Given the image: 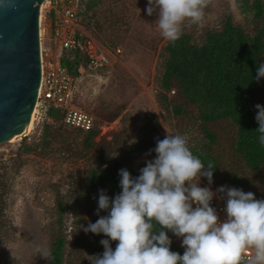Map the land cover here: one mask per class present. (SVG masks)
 Masks as SVG:
<instances>
[{
	"label": "rangeland",
	"instance_id": "obj_1",
	"mask_svg": "<svg viewBox=\"0 0 264 264\" xmlns=\"http://www.w3.org/2000/svg\"><path fill=\"white\" fill-rule=\"evenodd\" d=\"M146 3L101 0L79 18L83 31L98 44V54L110 62L100 71L82 73L76 84L75 106L95 119L97 135L92 146L86 145L85 134L51 121L41 111L35 113L31 134L16 143L0 144V264H49L50 258L37 254L34 247L45 246L51 257L52 244L59 236L67 241L64 264H90L91 256L102 254L99 241L107 237L82 229L98 218V191L104 190L110 199L114 196L107 184L97 191L89 188L90 171L115 164L140 169L146 160L154 159L156 141L167 134L183 135L190 149L204 145L194 108L184 106L188 114L178 116L169 112L160 97L166 95L183 105L158 83L164 74L168 41L154 25L156 12L145 13ZM252 3L208 0L203 23L184 25L182 32L202 44L204 32L220 30L229 16L249 33L257 32L264 20L255 21L249 9ZM256 104L264 106V80ZM216 126V131L228 128L222 122ZM215 149L221 175L210 186L201 177V187L218 188L226 171L247 172L231 152L228 139L221 136ZM244 180L264 199V172H249ZM171 241L183 251L180 239ZM115 244L110 241L113 249Z\"/></svg>",
	"mask_w": 264,
	"mask_h": 264
},
{
	"label": "clouds",
	"instance_id": "obj_2",
	"mask_svg": "<svg viewBox=\"0 0 264 264\" xmlns=\"http://www.w3.org/2000/svg\"><path fill=\"white\" fill-rule=\"evenodd\" d=\"M207 5L208 0H147L145 13L155 11L160 36L175 43L182 26L203 23ZM261 78L264 60L252 79ZM255 109L256 139L264 146V106L256 104ZM152 151L154 159L145 161L139 175L119 170L118 194L110 199L98 191V218L82 230L107 239L99 241L104 250L91 256L90 264H264V199L223 185L215 193L201 187V177L212 184L215 167L194 155L181 134L158 139ZM214 195L224 201L222 221L210 206ZM168 232L180 239L182 254L170 250ZM110 241L116 242L114 249ZM245 250L251 252L246 259ZM34 251L50 258L45 246L35 245Z\"/></svg>",
	"mask_w": 264,
	"mask_h": 264
},
{
	"label": "trees",
	"instance_id": "obj_3",
	"mask_svg": "<svg viewBox=\"0 0 264 264\" xmlns=\"http://www.w3.org/2000/svg\"><path fill=\"white\" fill-rule=\"evenodd\" d=\"M100 2L87 0L83 12L95 9ZM249 9L254 13L256 22L264 20V0H253ZM165 54L164 74L158 83L163 91L175 90L174 96L183 105H177L166 95L160 94V97L169 112L178 116L188 114L185 107L194 108V117L200 123L205 142L201 148H191L193 154L204 163H213V182L222 172L215 148L219 146L221 136L228 139L231 152L247 172L226 171L219 186L252 192L255 199H261L259 191L249 185L244 176L249 172H264V146L258 144V133L255 131L258 128L255 102L263 91L264 78L259 81L252 79L256 75L257 65L264 60V24L251 34L244 27L236 25L229 16L220 30L209 29L204 32L202 44L194 42L191 35L182 32L175 43L167 42ZM85 61V56L79 51H67L62 58V64L75 78L80 77L79 68ZM49 118L63 125L57 110H51ZM220 122L227 125L226 131L214 130ZM79 132L85 134L86 145L92 146L97 135L95 128L90 132ZM122 168L127 169L133 177L139 175V169L110 165L90 171L87 177L89 188L97 191L101 185L107 184L113 195L118 194V173ZM64 211L63 207L60 216H63ZM167 234L170 239L175 238L170 232ZM66 247L65 236H59L52 244L49 264H64ZM170 250L183 253L173 241Z\"/></svg>",
	"mask_w": 264,
	"mask_h": 264
},
{
	"label": "built area",
	"instance_id": "obj_4",
	"mask_svg": "<svg viewBox=\"0 0 264 264\" xmlns=\"http://www.w3.org/2000/svg\"><path fill=\"white\" fill-rule=\"evenodd\" d=\"M43 4L45 6L40 20L41 82L35 109L48 118L51 110H57L65 127L90 132L95 128V119L75 106L79 78L70 74L62 64V58L67 51L83 53L86 61L79 68L81 74L100 71L110 62L107 56L98 54V44L81 27L79 18L85 7V0H46ZM46 35L48 39L45 38ZM48 44L49 49L46 48ZM210 188L215 193L217 187ZM210 206L217 210L221 221L226 218L223 200L214 195ZM250 254V250H245L242 255L246 259Z\"/></svg>",
	"mask_w": 264,
	"mask_h": 264
},
{
	"label": "water",
	"instance_id": "obj_5",
	"mask_svg": "<svg viewBox=\"0 0 264 264\" xmlns=\"http://www.w3.org/2000/svg\"><path fill=\"white\" fill-rule=\"evenodd\" d=\"M46 0H0V144L21 134L41 82L40 8Z\"/></svg>",
	"mask_w": 264,
	"mask_h": 264
},
{
	"label": "bare ground",
	"instance_id": "obj_6",
	"mask_svg": "<svg viewBox=\"0 0 264 264\" xmlns=\"http://www.w3.org/2000/svg\"><path fill=\"white\" fill-rule=\"evenodd\" d=\"M44 6H45V4H43L41 6V8H40V10H41L40 20L42 19V12H43ZM36 112H38V109L34 110V115H33L32 119H31L29 125L25 128V130L21 134L12 137L11 140H9V143H16V142L20 141L21 139H23L24 137H26L29 134H31V132L34 129V125H35V121H36V114H35Z\"/></svg>",
	"mask_w": 264,
	"mask_h": 264
}]
</instances>
